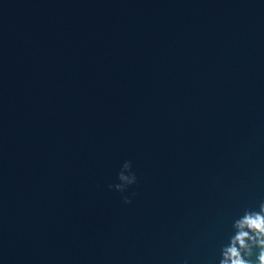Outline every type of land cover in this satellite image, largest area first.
<instances>
[{"label": "water", "instance_id": "95a60500", "mask_svg": "<svg viewBox=\"0 0 264 264\" xmlns=\"http://www.w3.org/2000/svg\"><path fill=\"white\" fill-rule=\"evenodd\" d=\"M261 202L264 0H0V264H219Z\"/></svg>", "mask_w": 264, "mask_h": 264}, {"label": "clouds", "instance_id": "9594fccd", "mask_svg": "<svg viewBox=\"0 0 264 264\" xmlns=\"http://www.w3.org/2000/svg\"><path fill=\"white\" fill-rule=\"evenodd\" d=\"M131 167V162H125L118 177L121 183L110 187L123 193L136 184L135 174H126L131 172ZM124 202L131 200L124 197ZM232 229L228 243L221 247L219 264H264V202L258 208L245 209L233 221Z\"/></svg>", "mask_w": 264, "mask_h": 264}]
</instances>
